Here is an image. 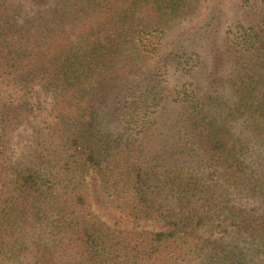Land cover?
Instances as JSON below:
<instances>
[{
    "label": "trees",
    "instance_id": "obj_1",
    "mask_svg": "<svg viewBox=\"0 0 264 264\" xmlns=\"http://www.w3.org/2000/svg\"><path fill=\"white\" fill-rule=\"evenodd\" d=\"M201 2L0 0V264H264V0L150 70Z\"/></svg>",
    "mask_w": 264,
    "mask_h": 264
},
{
    "label": "rangeland",
    "instance_id": "obj_2",
    "mask_svg": "<svg viewBox=\"0 0 264 264\" xmlns=\"http://www.w3.org/2000/svg\"><path fill=\"white\" fill-rule=\"evenodd\" d=\"M214 1L215 0H202L199 9L190 16L191 18L182 24H176L175 29H173L161 43L158 55L152 59L150 70L155 71L157 75L161 77L165 86L176 88L183 82L181 78L182 63H185L187 59L184 55H187L188 58L193 57V59H197V57L193 56L195 53L204 51L208 53V49L210 48L204 46V42H200L195 46L192 45V42L196 40L197 34L206 33L207 25L210 22L205 21V18H207L209 14L212 17L216 16L222 19L220 34H227L229 29L234 28L235 22L241 13V2H239V0H222L220 4L217 2L216 5L218 8H215L212 7ZM212 12H214V14H212ZM212 24L217 25L218 22L212 21ZM217 37H220V35H217ZM8 98L15 100L20 99L21 96L15 95ZM25 98L29 99L38 109L37 117L33 118L30 124L23 129L26 134H30L34 125L46 119H50L52 99L49 94L39 88L26 95ZM95 209L113 229L131 228L128 223H123L121 225L116 224L114 220L104 215L101 207L95 206ZM142 228L153 230V224L149 223L144 227L141 226L139 229Z\"/></svg>",
    "mask_w": 264,
    "mask_h": 264
}]
</instances>
